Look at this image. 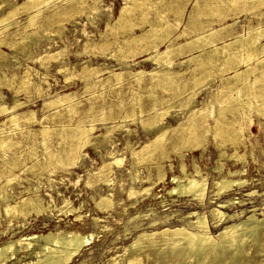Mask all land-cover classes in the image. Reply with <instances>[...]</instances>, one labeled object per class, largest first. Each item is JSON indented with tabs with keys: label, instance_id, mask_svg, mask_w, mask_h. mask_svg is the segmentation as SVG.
<instances>
[{
	"label": "rangeland",
	"instance_id": "rangeland-1",
	"mask_svg": "<svg viewBox=\"0 0 264 264\" xmlns=\"http://www.w3.org/2000/svg\"><path fill=\"white\" fill-rule=\"evenodd\" d=\"M22 1L0 0V15H3L8 9L9 2L20 4ZM157 1L161 2L156 4L158 8L155 6L148 8L149 2H145L144 8H137V11L134 9V12L132 11L128 15L126 23L124 22L117 29L118 31L109 29L107 23L111 24L115 21L120 8L124 2L128 3V0H56V6L44 7L37 16L36 27L46 29L40 35L32 33L36 27L25 28L27 24L25 23L27 22L26 11L20 10V13L17 12L18 14L16 13L11 21L15 23L0 32V39H2L0 44V77L9 76L12 73L17 76L11 85L0 83V102L6 107H11L13 100H18L22 104L15 109V113L29 114L31 117L30 121L20 120L19 124H23V129L18 130L7 120L10 116L9 111H0V133L2 136H9L13 140H22L19 145L11 149L5 151L0 149V173L4 172V176L9 174L8 169L11 168L12 160L18 157L16 167L11 169L14 176L11 179L12 182L4 185V178H0V191L1 186L4 185L8 193L7 199L11 203L18 201L21 196L25 197L30 194V196H39L43 205L38 213L30 211L24 217L17 214H14L16 216L14 217L13 214H5V201L0 198V245L9 238L14 239L21 235L31 238V235H34L35 238H31L29 241L35 245L34 248H37L36 245L41 244L42 240L36 236L44 235L49 231H73L83 235L93 232V239L89 240V244L83 246L68 264H128V258L136 255V253L141 254L136 264H150L151 261L155 262H151V264H159L160 262V264H191L192 260V264H194V258L188 259L187 251H184L182 246L173 247L175 250H172L171 246L165 243L162 238L155 240L157 245L152 246V250L156 251V256L151 257L145 255L144 243L134 248L130 244L142 231L179 224L188 225L190 220L195 219L194 216H189L193 211L204 213L210 223V230L213 235H216L225 225L238 222L239 219H246L253 212L257 218L263 217L264 112L262 114V111H264V98L255 101L249 90L251 88L259 90L261 85H264V62H261L264 61V0H261L263 5L256 0H239L241 2L238 0L237 2H233V0ZM238 2L239 4H235ZM241 3L244 8H242ZM92 6L97 8L96 12L90 8ZM208 6L212 11L207 9ZM220 6L224 7L223 10ZM177 8L183 9L181 16L175 14ZM31 12L34 13V11ZM58 12H69L70 15L67 17L59 16L57 15ZM174 16L176 17L174 18ZM149 20L151 22L153 20V23L156 24L159 22L164 24L165 21L172 24L171 27H167V29L165 27L158 32L161 36L166 32H170V34L164 42L158 44L157 50H164L168 43L172 42V49L177 51L180 48L179 45L185 44L186 41L191 42L182 47V51L190 52L173 59L175 66L171 67V76L176 81L174 84L170 83V80L159 82V84L151 81L149 72L162 69V66L156 65L151 60H145L152 50L148 49L145 42L130 45L125 41V39L134 36L139 37L142 35L141 33L147 31L150 28ZM154 20L156 21L154 22ZM173 25H177V28ZM185 29L186 33L179 35ZM202 29L206 34L218 30L216 40L212 39L215 41L213 44L206 43L205 40L199 42L192 40ZM256 29L259 31L262 29L260 31L262 36L258 38L257 52L250 51L254 55L246 60L247 53L245 50L236 51V60L234 58L232 62L228 61L231 69L221 67L224 66V53L222 54V51L216 54H211L209 51L212 45L221 47L238 37L230 47L234 49L233 47L236 48L240 44V39L250 37ZM163 31L165 32L163 33ZM220 33L226 36L222 34L224 38L218 40ZM25 35L31 36L32 40L28 38L21 43L19 42L20 44L14 45V41H20ZM158 40L156 39V42H159ZM131 46L134 51L127 52ZM209 53L210 55H208ZM192 54L198 55V57L195 60L187 61ZM208 56H212L210 65L207 66L208 63L200 65L199 63ZM117 57L124 60L117 61ZM244 60L246 61L244 62ZM179 61H181L180 64H178ZM247 65L250 69H247ZM261 65L262 67H260ZM86 67H96L97 76L84 77L83 71ZM220 68L223 70L220 71ZM253 68L256 69L253 70ZM139 71L142 73L139 74ZM238 71L240 74L237 77L233 76ZM115 72L122 73L121 79H115L113 76ZM25 73H27L26 75L29 74L28 76L33 81L40 83V93L37 94L33 86L22 89L20 78L25 76ZM204 73L210 77H206ZM66 75L70 77L66 78ZM227 76L229 78L225 79ZM222 88L225 89L218 93ZM236 89L240 91L238 96ZM65 93L72 95L71 100L74 104L72 110L74 112L64 107L66 103L47 107L46 104L52 97L61 96ZM227 96H229V100L222 101V98ZM152 101L156 103L158 111H165L166 114L160 121V130H166L163 142L161 147L152 154V158L133 163L131 150H138L155 135V129L151 130L139 121L140 118H148L153 112L149 110L153 105ZM254 102L258 104L256 105ZM230 107L238 109L230 112ZM193 111H197L199 114L191 115ZM219 112L223 113L225 117ZM127 114L128 116L125 118L124 116ZM230 116L232 117L230 118ZM192 121L197 123L195 129L197 136L193 139L194 141L187 137L190 133L186 129V126ZM233 123L235 124L233 125ZM78 125L93 126L90 133V143L81 149L82 154H84L83 157L78 159L75 165L43 167L45 148L61 151L68 147L71 143L69 135ZM218 125L222 127L219 128ZM244 126H249V129ZM43 128L48 129L50 134L46 145L41 144L42 136L38 133ZM108 129H110L111 135L106 138L103 134ZM218 129L221 131L219 132ZM231 134L233 137L237 135L238 138L235 137L237 140L231 138ZM240 134L242 135L239 136ZM234 140L235 144L229 143V141L234 142ZM29 150L33 154L29 153ZM109 150L114 152L115 156L122 157V161L120 164L114 163L109 167L104 166L100 169L104 162L113 160V157L109 155ZM235 151L238 155H242V158L236 159V157L231 156ZM220 152H223L222 158L218 157ZM229 155L231 157H227ZM40 159L43 160V163ZM241 161L242 163H240ZM181 162L185 165L186 174L194 175L193 164L195 163L200 174L205 177L208 189L207 197L206 199L204 197L205 201L202 203L194 199L193 196L168 194V189L175 185L171 182L173 175L183 180V173L180 171ZM218 165L221 167L220 172L216 168ZM41 168H44L43 171ZM162 171L165 172V175L160 180L158 177ZM229 171L233 174L228 175ZM136 172L138 177L132 179L131 177ZM221 175L233 179L243 178L246 180V185L233 187L219 196H214L213 181L218 180ZM131 186L141 191V194L129 196ZM148 186L151 187V190L148 193L142 192V189ZM33 188L34 190H32ZM24 190H28V192ZM252 191H254L253 195L249 196L248 193ZM99 195L109 196L112 200V206L107 209L97 207L95 202ZM217 204H224L223 207H218L223 212L227 214L239 213V216L233 219L226 218L219 224H213L210 210L217 207ZM66 207L74 210H70L69 213ZM258 228L259 230L264 229V224ZM250 234L252 236L250 231L246 233L247 241L243 244L242 249L244 248V250L239 256L234 257L233 251L230 252L229 250L227 255L223 254L224 256L218 258L219 261L215 260V262L211 261L207 264H236V262L237 264H264V236H262L263 239L258 237L254 240ZM163 243L167 245L164 246ZM162 248L166 250V253ZM140 249L142 250L140 251ZM168 252H172V255ZM181 254L186 258L185 260ZM165 256L166 259L174 261L165 262ZM161 257L162 259H159ZM201 257L204 258V255ZM201 257L199 256V260ZM222 257L225 262H223ZM225 257L227 259L228 257L237 259L239 257L240 261L231 262ZM34 260V253L20 252L17 258L5 264H21L25 261L34 262Z\"/></svg>",
	"mask_w": 264,
	"mask_h": 264
},
{
	"label": "bare ground",
	"instance_id": "bare-ground-1",
	"mask_svg": "<svg viewBox=\"0 0 264 264\" xmlns=\"http://www.w3.org/2000/svg\"><path fill=\"white\" fill-rule=\"evenodd\" d=\"M189 1V0H188ZM214 1V0H213ZM217 1V0H215ZM230 1V0H229ZM232 1V0H231ZM239 1V0H238ZM242 1V0H241ZM239 1V2H241ZM256 1H260L261 3V0H256ZM86 2V1H85ZM96 2V1H95ZM145 2H149V7H157L156 4H159L161 3L160 1H151V0H128V3L124 2V5L120 8L119 10V15L118 17H116L115 21L113 23H107V27L111 30H117L118 28H120L123 23L127 20V17H129L128 15L130 13H132V11L134 12V9H136L137 11V8H144L146 3ZM159 2V3H158ZM212 2V1H211ZM227 2V1H226ZM233 2H237V0H233ZM232 2V3H233ZM238 3H235V4H239ZM251 2V1H250ZM56 0H23L20 4H16V3H8V9L5 10V13L3 15H0V32L8 29V27L12 24H14L15 22H11L14 18V15L20 11H26V21L25 23H27L25 25V28H28V27H36L37 25V16H39V14L43 11V8L45 7H54L56 6ZM193 3V2H192ZM246 3V2H245ZM249 3V2H248ZM253 3V2H251ZM68 4V3H67ZM173 4V3H172ZM203 4V3H202ZM221 4V3H220ZM234 4V5H235ZM244 4V2H243ZM262 4V3H261ZM222 5V4H221ZM225 5H227L225 3ZM246 5H249V4H246ZM256 5V4H255ZM263 5V4H262ZM87 6V5H86ZM167 6V5H166ZM228 6V5H227ZM232 6V5H230ZM241 6L242 8L243 5L241 3ZM245 6V5H244ZM82 7V6H81ZM147 7V6H146ZM160 7V6H159ZM202 7V6H201ZM204 7V6H203ZM215 7V6H214ZM223 10L224 7L220 6ZM219 7V8H220ZM233 7V6H232ZM253 7V6H252ZM94 12L97 11V8L92 6L90 7ZM158 8V7H157ZM163 8V7H162ZM218 8V9H219ZM256 8V6H255ZM258 8V7H257ZM22 9V10H21ZM57 9V8H56ZM156 9V8H155ZM161 9V8H160ZM167 9V8H166ZM207 9L211 10V8L208 6ZM213 9V8H212ZM20 10V11H19ZM146 10V9H145ZM149 10V9H148ZM154 10V9H153ZM152 10V11H153ZM215 10V8H214ZM31 11H34V13H32ZM55 11V10H54ZM141 11V10H140ZM147 11V10H146ZM212 11V10H211ZM210 11V12H211ZM155 12V11H153ZM164 12V11H163ZM183 12V9H176L175 10V14L177 16H181ZM199 12V11H198ZM202 12V11H201ZM220 12V11H219ZM158 13V12H157ZM206 13V12H205ZM213 13V12H212ZM18 14V13H17ZM153 14V13H152ZM59 16H64V17H67L68 15H70L69 12H58ZM138 15L140 16V14L138 13ZM142 15V14H141ZM159 15V14H158ZM209 15V14H208ZM220 15V14H219ZM226 15V14H225ZM162 16V15H161ZM196 16V15H195ZM210 16V15H209ZM215 16V15H214ZM156 17V16H155ZM154 17V18H155ZM176 16H174L175 18ZM154 18H151V19H154ZM160 18V17H158ZM197 18V16H196ZM200 18V17H198ZM144 20V19H143ZM148 20V19H146ZM163 20H164V17H163ZM150 21V20H149ZM156 20H154L155 22ZM139 22V21H138ZM145 22V20L143 21ZM159 22V21H157ZM174 22V21H172ZM176 22V21H175ZM194 22V20H193ZM198 22V21H197ZM249 22V21H248ZM126 23V22H125ZM149 23V22H147ZM200 23V22H199ZM145 24V23H144ZM150 28L145 31L144 33H141L142 35L141 36H134V37H131L130 39H125V41L127 43H129L130 45L131 44H139V43H144L146 45H148V49L149 50H152L151 52L148 53V55L146 56L145 60H151L152 62H154L156 65H160L162 66V69L160 70H153L152 72H149V76H150V79L151 81H155L159 84V82H166V81H169L170 80V83H176V81L172 78L171 76V67L172 66H175L174 65V58L175 57H178V56H181L187 52H190V51H182V47L184 45H188L190 44L189 42H185V44L183 45H179L180 48L179 50L177 51H174V49H172L173 47V43L170 42L168 43V45L166 46V48L162 51H159L157 50V46L159 43H162L164 42L168 37H169V34L170 32H166V34L164 35H159V31L163 30L165 27L167 29V27H171L172 24H170V22H166L164 24H161L160 22L158 24L156 23H153V20L152 22L150 21ZM128 25V23H127ZM200 25V24H199ZM258 25V23H257ZM175 28H177V25H173ZM198 27V26H197ZM203 27V26H202ZM221 28V27H220ZM223 28V27H222ZM225 28V27H224ZM127 29V28H126ZM46 29L44 28H41V27H36L35 30L32 32V33H35V34H39L42 32V31H45ZM128 30V29H127ZM130 30V29H129ZM262 30V29H261ZM260 30V31H261ZM118 31V30H117ZM218 31V30H217ZM216 30L210 32V33H205L203 31V29L201 31H198L197 35L192 39V40H198V42L200 40H205L206 43H211L213 44L216 40V37L218 35V33ZM259 29H256L254 30V33L246 38V39H240V44L238 45V47H233L234 49L230 48L232 46V44L235 43V40L238 38L236 37V39L229 43H225L223 44L221 47H217L216 45H212L211 46V49L209 50L212 53H218L219 51H222V54L224 53V66H221V67H228L230 68L229 66V62L228 61H233V59L237 56L236 55V51H246L247 53V57L245 58L246 60H249L250 57L254 54H252L250 51H256L257 49V46H258V38L260 36H262V34L260 33ZM103 32V31H102ZM165 31H163L164 33ZM26 33V32H25ZM186 33V29L183 30L181 33H179V35H182V34H185ZM31 34V33H30ZM114 34V33H113ZM223 34V33H222ZM222 34L220 33V36H218L219 38H217L218 40L219 39H223L224 37L222 36ZM227 34V32H226ZM128 36V34H126ZM178 35V36H179ZM225 35V34H223ZM248 35V34H247ZM226 36V35H225ZM240 36V35H239ZM14 37V36H13ZM21 37V36H20ZM34 37V36H33ZM242 37V35H241ZM264 37V36H263ZM30 38L31 39V36L29 37L28 35H25L22 37V39L18 42H15L14 41V45L17 44V43H21L23 41H25L26 39ZM214 38V40H212ZM244 38V37H243ZM156 39H159L158 41L159 42H156ZM32 40V39H31ZM171 40V39H169ZM174 40V39H173ZM191 40V41H192ZM124 42V41H123ZM2 43V39H0V44ZM19 43V44H20ZM197 43V41H196ZM202 43V41H201ZM24 44V43H23ZM23 44H21L23 46ZM180 44V43H179ZM199 45V43H197ZM4 45V44H3ZM202 45V44H200ZM263 45V44H262ZM19 46V45H18ZM17 47V46H16ZM121 47V46H120ZM146 47V48H147ZM209 49V48H208ZM238 49V50H237ZM102 50V48H101ZM125 50V49H124ZM129 51L127 52H133L134 49L133 47L131 46V48L128 49ZM175 50H176V47H175ZM194 50V49H192ZM264 50V49H263ZM83 51V50H81ZM206 51V50H205ZM207 51V52H209ZM203 52V51H202ZM257 52V51H256ZM263 52V51H262ZM114 53V52H113ZM199 53V52H198ZM201 53V52H200ZM239 53V52H237ZM241 53V52H240ZM112 54V53H111ZM127 54V53H126ZM257 54V53H256ZM210 55V53L208 54ZM221 55V54H220ZM206 56V54H205ZM204 56V57H205ZM213 56V55H212ZM211 56V57H212ZM240 56V55H239ZM120 57V56H119ZM126 57V56H125ZM198 55H190V57L187 59V61H190V60H195V58H197ZM211 57L208 56L206 57L204 60H202L199 64L200 65H203V64H207V66H209V62L211 61ZM216 57V56H214ZM114 58V57H113ZM253 58V57H252ZM121 61V60H124L122 58H119L117 57V61ZM236 60V58H235ZM234 60V61H235ZM244 60V62L246 61ZM260 60V59H259ZM264 60V59H263ZM116 62V61H115ZM239 62V60H238ZM261 62H264V61H261ZM181 61L178 62V64H180ZM186 63V62H185ZM212 63V62H211ZM215 63V62H214ZM235 63V62H234ZM249 63V61H248ZM247 63V64H248ZM254 63V62H253ZM256 63V62H255ZM259 63V62H258ZM122 64V63H121ZM187 64V63H186ZM217 64V62H216ZM231 64V63H230ZM237 64V63H235ZM234 64V65H235ZM239 64V63H238ZM84 65V64H83ZM214 65V64H213ZM228 65V66H227ZM240 65V64H239ZM186 66V65H185ZM198 66V65H197ZM215 66V65H214ZM81 67V66H80ZM196 67V66H195ZM212 67V66H211ZM234 67V66H233ZM237 67V66H235ZM262 67V65L260 66ZM204 68V67H203ZM210 68V67H209ZM213 68V67H212ZM218 68V66H217ZM245 68V67H244ZM97 68L96 67H86L83 71V74H84V77H93V76H97ZM201 69V68H200ZM231 69V68H230ZM229 69V70H230ZM246 69V68H245ZM245 69H242V70H245ZM247 69H250V67L247 65ZM256 69V68H255ZM253 68V70H255ZM1 70V69H0ZM216 70V69H215ZM223 69L220 68V71H222ZM187 71V70H186ZM198 71V70H197ZM202 71V70H200ZM217 71V70H216ZM225 71H226V68H225ZM248 72V71H247ZM12 73V72H11ZM31 73V72H30ZM135 73V72H134ZM139 74L142 73V71L138 72ZM210 73V72H209ZM212 73V72H211ZM235 73V72H233ZM27 73H25L23 77L20 78V83L22 84V89H28L30 86H33L34 90L38 93H40L41 91V87H40V83H38V81H33L32 78L28 75H26ZM240 74V72L238 71V73H235L233 76L237 77L238 75ZM242 74V73H241ZM258 74V73H257ZM205 75V73H204ZM215 75V74H214ZM245 75V74H244ZM247 75V74H246ZM249 75V73H248ZM264 75V74H263ZM113 76L115 77V79H121L120 77L122 76V73H113ZM206 76V75H205ZM230 76V75H229ZM229 76L225 77V79L229 78ZM253 76V75H252ZM16 74L12 73L11 75L9 76H6V75H3L2 77H0V83L1 84H5V85H11L13 82H15V78H16ZM70 76H67L66 75V78H68ZM139 77V76H138ZM206 77H210V75H207ZM260 77V75H259ZM263 77V76H262ZM199 78V76H198ZM233 78V77H232ZM240 78V77H239ZM85 79V78H84ZM138 79V78H137ZM220 79H222V77H220ZM235 79V78H233ZM245 79V78H244ZM256 79V77H255ZM262 80V78H260ZM40 80V79H39ZM81 80V79H80ZM105 80V79H104ZM196 80H198L196 78ZM246 80V79H245ZM264 80V78H263ZM202 81V80H201ZM225 81V80H224ZM65 82V81H64ZM98 82V81H97ZM179 82V81H178ZM108 83V82H107ZM233 83V82H232ZM231 83V84H232ZM247 83V82H246ZM97 84V83H96ZM121 85V84H120ZM182 85V84H181ZM243 85V84H242ZM224 86V85H223ZM21 87V86H20ZM176 87V86H175ZM230 87V86H229ZM10 88V87H9ZM14 88V87H13ZM12 88V89H13ZM16 89V88H15ZM14 89V90H15ZM120 89V88H119ZM146 89V88H145ZM183 89V87H182ZM225 88H222L219 92H222ZM33 90V89H32ZM121 90V89H120ZM188 90V89H187ZM219 90V89H218ZM21 91V90H20ZM19 92V91H18ZM27 92V91H26ZM100 92V91H99ZM236 92H237V96L239 95L240 91L238 89H236ZM115 93V92H114ZM178 93V92H177ZM181 93H182V90H181ZM192 93V92H191ZM190 93V94H191ZM249 93L252 95L253 99L255 101H258L259 99H263L264 98V85H261V87L259 88V90L255 89V88H251L249 90ZM70 94V93H69ZM28 95V93H27ZM37 96V95H36ZM150 96V95H149ZM234 97V95H232ZM232 96H230L231 98H233ZM11 97V96H10ZM138 97V96H137ZM154 97V95H153ZM193 97V96H192ZM248 97V96H247ZM72 98V95H66L63 94L61 96H57V97H52L51 100H49V102L46 104L47 107L48 106H52V105H59V104H62V103H66L65 104V108H67L69 111H72L74 112V110H72L73 108V102L71 100ZM119 99V98H118ZM177 99V97H176ZM229 100V96L225 97V98H222V101H226V100ZM239 99V98H238ZM136 100V99H135ZM13 105L11 107H6L2 102H0V111L1 112H8L10 113V116L7 118V120H9L12 124V126H14L15 129H18V130H21L23 129V124H19L20 123V120H23V121H30L31 117L29 114H19V113H15V109L20 106L22 104V102H19L18 100H13ZM45 101V100H44ZM179 101V100H178ZM182 101V99H181ZM186 101V100H185ZM240 101H242L240 99ZM260 101V100H259ZM244 102V101H243ZM247 102V101H246ZM134 103L136 104V102L134 101ZM153 103V101H152ZM235 103V102H234ZM255 103V102H254ZM253 103V104H254ZM263 103V102H262ZM25 104V103H24ZM44 104V105H45ZM189 104V103H188ZM246 104V103H245ZM256 104V103H255ZM258 104V103H257ZM256 104V105H257ZM133 105V103H132ZM193 106V105H192ZM255 106V105H253ZM135 107V106H134ZM137 107V106H136ZM141 107V106H140ZM262 107V106H261ZM231 109L229 110L228 108H226V110L228 109L230 112L231 110L234 111V109H236V107H230ZM256 108V107H255ZM46 109V108H45ZM131 109V107H130ZM138 109V107H137ZM216 109H218V107H216ZM238 109V108H237ZM236 109V110H237ZM249 109V108H248ZM91 110V109H90ZM149 110L153 111L150 116L146 119H143V118H140V122L142 123V125H145L146 127H149V129L153 130L155 129L156 131L154 132L155 135L153 136L152 139H150L147 143L143 144L138 150H131V157L133 160V163H138V162H143L147 159H149L152 154L161 147L162 145V140L164 138V135H165V132L166 130H160V121L162 120V117L164 116L165 114V111H158L156 109V103L154 102L153 105L149 108ZM191 110V109H190ZM225 110V111H226ZM131 111V110H130ZM218 111V110H216ZM220 112H222V110H220ZM219 114H223V113H220ZM227 112V111H226ZM264 111H262V114H263ZM198 112L197 111H193L191 115H195L197 114ZM201 113V112H200ZM237 113V112H236ZM129 114V113H128ZM127 115H125L124 117L126 118ZM199 114V113H198ZM235 114V113H234ZM255 114V113H254ZM32 115V114H31ZM166 115V114H165ZM207 115V114H206ZM224 115V114H223ZM231 115V113H230ZM237 115V114H236ZM261 115V114H260ZM123 116V115H122ZM187 116V115H186ZM243 116V115H242ZM33 117V116H32ZM70 117V116H69ZM133 117V116H132ZM189 117V116H188ZM225 117V115H224ZM232 116H230L231 118ZM261 117V116H260ZM136 118V117H135ZM190 118V117H189ZM204 118V117H203ZM223 118V117H222ZM221 118V120H222ZM238 118V117H237ZM236 118V119H237ZM99 119V118H98ZM102 119V118H100ZM134 119V117H133ZM206 119V118H205ZM235 119V118H233ZM235 119V120H236ZM108 120V119H107ZM188 120V119H187ZM240 120V119H239ZM245 120V119H243ZM248 120V119H246ZM103 121V120H102ZM105 121V120H104ZM138 121V122H139ZM228 121V120H227ZM135 122V121H134ZM221 122V121H220ZM230 123V122H228ZM237 123V122H235ZM233 123V125L235 124ZM240 123V122H238ZM244 123V122H243ZM247 123V122H245ZM10 124V123H9ZM140 124V123H139ZM219 124V123H218ZM232 124V123H231ZM248 124V123H247ZM252 124V123H251ZM222 125V124H221ZM221 125H218L219 128ZM227 125V124H225ZM249 125V124H248ZM162 126V125H161ZM196 126H197V123L196 121H192L190 124H188L186 126V129L189 130L188 133H190L189 136H187L190 140L194 141L193 139L197 136L196 134ZM216 126V125H215ZM214 126V127H215ZM217 126V127H218ZM232 126V125H231ZM230 126V127H231ZM141 127V126H140ZM216 127V129H217ZM222 127V126H221ZM246 127V126H244ZM249 127V126H248ZM246 127V128H248ZM145 128V127H144ZM245 128V129H246ZM183 129V128H182ZM185 129V128H184ZM185 129V130H186ZM214 129V128H213ZM222 129V128H221ZM225 129V128H224ZM228 129V128H227ZM244 129V130H245ZM249 129V128H248ZM93 130V126L90 125L89 127L87 126H82V125H78L76 128L73 129L72 131V134L69 135V138L71 139V143L68 145V147H66L65 149H62L61 151L57 150V151H53L51 150L50 148L46 147L45 148V151H44V163H43V160H42V163H43V167H48V166H54V165H62V166H68V165H75L77 163V160L80 159L81 157H83L84 154H82V147H84L86 144H89L90 143V133L91 131ZM184 130V131H185ZM219 130V129H218ZM232 130V129H231ZM216 131V130H215ZM221 130H219L220 132ZM227 131V130H226ZM235 133H236V130L234 129ZM33 132V131H32ZM183 132V131H181ZM180 132V133H181ZM218 132V131H217ZM218 132V134H219ZM232 132V131H231ZM229 132V133H231ZM238 132V130H237ZM42 138H41V144L43 145H46V141L49 139V130L46 129V128H43L40 130V132H38ZM37 133V134H38ZM185 134V132H183ZM187 133V135H188ZM223 133V132H222ZM234 133V132H233ZM36 134V135H37ZM99 134V133H98ZM217 134V133H216ZM228 134V133H226ZM239 134V133H237ZM250 134V132H249ZM102 135V134H101ZM108 135H111L110 134V129H108L107 131H105V133L103 134L104 137H108ZM221 135V134H220ZM242 134H240L239 136H241ZM181 136V135H180ZM217 136V135H216ZM216 136H214L216 138ZM232 136V134H231ZM230 136V137H231ZM237 135H235L236 137ZM222 139L224 140V136L222 134ZM228 138V136H226ZM225 137V138H226ZM235 137H231V138H235ZM243 137V136H242ZM214 138V139H215ZM221 138V137H219ZM238 138V136L236 137ZM235 138V139H236ZM128 140V139H127ZM180 140V139H179ZM220 140V139H219ZM231 140V139H230ZM237 140V139H236ZM240 140V139H238ZM103 141V140H102ZM227 141V139H226ZM242 141V140H241ZM22 142V140H13L11 139L9 136H2V134L0 133V149L5 151V150H8V149H11L17 145H19L20 143ZM182 142V141H181ZM222 142V141H220ZM225 142V141H223ZM236 143L235 140L234 142L233 141H229V143ZM240 142V141H238ZM237 142V143H238ZM92 143V142H91ZM226 143V142H225ZM224 143V144H225ZM228 143V142H227ZM124 144V143H123ZM193 144V143H192ZM214 144V143H212ZM93 145V144H92ZM111 146V145H110ZM190 146V144H189ZM222 146V145H221ZM220 146V147H221ZM234 146V145H233ZM93 147V146H92ZM216 147V146H215ZM228 147V146H227ZM232 147V146H231ZM237 147V146H236ZM223 148V147H222ZM235 148V147H234ZM32 149V148H31ZM177 149V148H175ZM218 149V148H216ZM224 149V148H223ZM219 150V149H218ZM176 151V150H175ZM220 151H223L220 149ZM29 153L30 150H29ZM161 153V152H160ZM33 154V153H31ZM109 155H111V157H113V160L111 161H108V162H104L103 165L100 167V169H102L104 166H110L112 164H120L121 161H122V157H117L115 156V153L112 152L111 150H109ZM220 158L223 157V152H220L218 154ZM159 156V155H158ZM168 156V155H166ZM179 156V155H178ZM231 156L233 157H236L237 158H242V155H238L237 152L235 151ZM230 155L227 156V157H231ZM152 158V157H151ZM156 158V157H155ZM156 160V159H155ZM161 160V159H160ZM13 162L10 164V169H8V173L6 176H4V172L0 173V178H4L5 180V183H3L4 185H6L7 183H9L11 181V179L14 178L12 172H11V169L16 167L17 165V162H18V157H16L15 159L12 160ZM37 161V160H36ZM41 163V165H42ZM242 163V161L240 162ZM38 164V163H37ZM26 165V164H25ZM39 165V164H38ZM194 165V175H192L191 173L190 174H186L185 172V165L183 162H181L180 164V171L183 173L182 177H183V180L180 179V177L176 176V175H173L171 177V182L173 184H175L173 187H171L170 189H168V194H179L181 196H193L194 199L198 200V202L202 203L203 201H205L206 197H207V189L208 187L206 186V179L205 177H203L201 174H200V171L198 170L197 166L195 165V163L193 164ZM31 167V166H30ZM37 168V167H35ZM53 168V167H52ZM107 168V167H106ZM218 169V172L221 171V167L218 165V167H216ZM40 169V167H39ZM42 171L44 168H41ZM228 169V168H227ZM47 171V169H45ZM216 170V169H215ZM188 172V171H187ZM7 173V172H6ZM39 173V172H38ZM226 174H227V171H226ZM233 173L231 171L228 172V175H232ZM159 175V174H158ZM164 175H165V172L162 171V173L159 175V179L162 180L164 178ZM18 176V175H17ZM102 177V176H101ZM138 177V173L136 172L131 178L134 179V178H137ZM146 177V176H145ZM17 178V177H16ZM27 178V177H26ZM95 178V177H94ZM20 179V178H19ZM49 180V179H48ZM12 182V181H11ZM10 182V183H11ZM19 182V181H18ZM157 182V181H156ZM93 183V182H92ZM4 185L1 186V191H0V198L3 199V201H5L4 203V212L6 215H10V214H13L14 217H16L14 214H17V215H21V216H25L27 215V213H30V211H34V212H40L41 209L43 208V205L41 204L40 202V199H39V196L35 195V196H21L20 199L18 201H15V202H9L7 197H8V193H7V190L4 188ZM246 185V180L243 179V178H229L228 176L226 175H221L219 177L218 180H215L213 181V188L215 189L214 190V193L213 195L214 196H219L221 194H223L225 191H228L230 189H232L233 187H243ZM129 186V185H128ZM9 187H12V186H9ZM38 188V187H37ZM142 188V187H141ZM9 189V188H8ZM25 189V188H23ZM34 190V188L32 189ZM151 190V187H145L142 189V192H145V193H148L149 191ZM9 191V190H8ZM22 191V189H21ZM25 191V190H24ZM28 192V190H26ZM25 191V192H26ZM30 191V190H29ZM38 191V190H37ZM19 192V191H17ZM33 192V191H32ZM141 191L139 190H136L134 187H130L129 189V196H132V195H137L138 193H140ZM254 191L252 192H249V196L253 195ZM141 194V193H140ZM205 197V199H204ZM42 198V197H41ZM10 199V197H9ZM66 201V200H64ZM2 202V201H1ZM228 202V200H227ZM66 203V202H65ZM234 203V202H233ZM95 205L99 208H102V209H107V208H110L112 206V200L109 196L107 195H99V198L98 200L95 202ZM224 204H217V207H213L211 210H210V213L212 215V221H213V224H219L221 221L225 220L226 218H229V219H233L234 217H238L239 216V213H233V214H227L225 212H223L221 209H219L218 207H223ZM64 207V206H63ZM62 207V208H63ZM59 208V207H58ZM67 208V207H66ZM69 208H71L69 206ZM68 209L69 213H70V210H74V209ZM52 209V208H51ZM66 210V209H65ZM64 210V211H65ZM76 210V209H75ZM60 211V210H58ZM63 211V213H65ZM67 211V212H68ZM103 211V210H102ZM253 211H255V208H253ZM209 213V214H210ZM189 214V213H188ZM79 216V215H78ZM189 216H194L195 219L194 220H190L188 222V225H185V224H179V225H174V226H164L160 229H156V230H151V231H142L140 233L137 234V236L134 238L133 242L130 244L131 247H136V246H139L140 244L144 243V248L145 249V255L147 257H151V256H156V251L152 250V246H154L156 243H155V240L157 238H162L165 243L169 244L172 248V250H175V248L173 249V247H177V246H182L184 249V251H187V256H188V259L189 258H194V261L195 263L194 264H207L208 262H211V261H214L218 260V258H220L221 256H224L227 251L230 250V252L233 251V256L236 257V256H239L242 251L244 250V248L242 249V246L243 244L247 241V235L246 233L248 231L252 232V236L250 234V236L252 238H254V240H256V238L258 239V237L261 239L262 236H264V229H260L258 227H260L261 225L264 224V213H263V217L261 219L257 218L255 213H251L247 216L246 219H239L238 222H234L232 224H228V225H225L222 229H220L218 231V233L216 235H213L211 233V230H210V223L209 221L206 219V216L204 215V213H199L197 211H193L189 214ZM18 217V216H17ZM163 217V216H162ZM22 218V217H21ZM136 218V217H135ZM133 218V219H135ZM10 219V217H9ZM152 219V218H151ZM167 219V218H166ZM165 219V220H166ZM25 220V218H24ZM126 225V224H125ZM135 228V227H134ZM130 233V232H129ZM131 234V233H130ZM249 235V234H248ZM94 235H93V232L87 234V235H83L82 233L80 232H73V231H60V230H56L55 232L53 231H49L48 233L46 232V234H42V235H39V236H36V238H40L42 241L41 244H38L36 245L37 248H34L35 245H33L29 239L31 238H35L34 235H31V238H28V236L24 237V236H19L17 238H9L8 240H6L5 242H3L1 245H0V264H5L9 261H11L12 259H15L17 258V255L20 253V252H24V253H34L35 254V260L34 262L33 261H25V262H22L21 264H68L71 259L77 254L79 253V251L81 250V248L87 244H89V240L93 239ZM263 239V237H262ZM34 240V239H33ZM253 240V239H252ZM33 242V241H32ZM35 243V241H34ZM161 244V243H160ZM164 244V243H163ZM167 244H164L167 245ZM157 245V244H156ZM250 245V244H249ZM252 245V244H251ZM259 245V244H258ZM262 245V244H261ZM160 246V245H159ZM129 247V248H131ZM142 247V246H141ZM256 247V246H255ZM254 247V248H255ZM258 247V246H257ZM161 248V247H160ZM259 248V247H258ZM164 249V248H162ZM161 249V251H162ZM177 249V248H176ZM181 249V248H180ZM142 249H140L141 251ZM166 250H168V248L166 247ZM166 250L164 249L165 253H166ZM178 250V249H177ZM252 250V249H251ZM259 250V249H258ZM257 250V252H258ZM160 251V250H159ZM158 251V253H159ZM260 251V250H259ZM163 252V251H162ZM177 252V251H175ZM179 252H182L183 251H180ZM229 252V253H230ZM248 252V251H247ZM170 253V252H168ZM256 254V252H254ZM164 253H162V256ZM172 255V252L170 253ZM169 254V256H170ZM173 254H175L173 252ZM224 254V255H223ZM244 254V253H243ZM246 254V252H245ZM244 254V255H245ZM259 254V253H257ZM160 256V253L158 254ZM182 255V254H181ZM185 255V254H184ZM204 255V258H202L201 256ZM227 255V254H226ZM230 255V254H228ZM248 255V254H247ZM252 255V254H251ZM254 255V254H253ZM264 255V254H263ZM124 256V255H123ZM139 256H141V254H137L136 255H132L128 258V264H136L138 261H139ZM157 256V257H159ZM179 256V255H178ZM199 256L201 257V260H199ZM257 256V255H256ZM146 257V258H147ZM168 257V256H167ZM173 257V256H172ZM171 257V259H172ZM181 257V256H179ZM183 257V255H182ZM169 258V257H168ZM176 258V256H175ZM178 258V257H177ZM226 260H229V261H240L239 257L238 259L237 258H233V257H225ZM241 258V257H240ZM253 258V257H251ZM152 259V258H151ZM150 259V260H151ZM154 259V258H153ZM159 259H162L159 258ZM165 259H166V256H165ZM164 259V260H165ZM170 259V258H169ZM183 259L185 260L186 258L183 257ZM196 259V260H195ZM223 259V257H222ZM234 259V260H233ZM19 260V259H18ZM163 260V261H164ZM253 260V259H252ZM118 261V260H117ZM141 261V260H140ZM161 261V260H160ZM168 261H171V260H168L166 259L165 262H168ZM174 261V260H173ZM171 261V262H173ZM176 261V260H175ZM179 261V260H178ZM183 261V260H182ZM191 261V260H190ZM193 261V260H192ZM192 261H191V264H192ZM242 261V260H241ZM114 262V261H113ZM112 262V263H113ZM152 263H155L154 261H151ZM151 262H149L151 264ZM164 262V263H165ZM221 262V261H220ZM223 262L224 259H223ZM222 262V263H223ZM159 263V262H158ZM161 263V262H160ZM159 263V264H160ZM182 263V262H181ZM184 263V262H183ZM186 263V262H185ZM218 263V262H216ZM169 264V263H167ZM171 264V263H170ZM215 264V263H214ZM224 264V263H223ZM237 264V262H236Z\"/></svg>",
	"mask_w": 264,
	"mask_h": 264
}]
</instances>
